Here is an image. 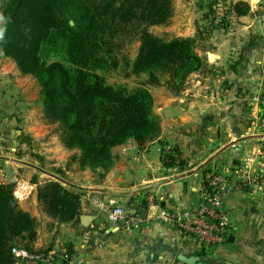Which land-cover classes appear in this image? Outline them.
<instances>
[{
  "label": "crops",
  "instance_id": "obj_1",
  "mask_svg": "<svg viewBox=\"0 0 264 264\" xmlns=\"http://www.w3.org/2000/svg\"><path fill=\"white\" fill-rule=\"evenodd\" d=\"M263 15L264 0H173L168 29L195 39L202 65L181 87L151 91L159 136L144 145L130 139L113 147V165L103 178L71 159L78 150L67 149L50 133L42 107L36 106V80L0 52V182H12L15 175L37 183L59 179L81 192L78 220L59 223L42 211L33 183L32 194L19 205L37 221L35 250L55 251L66 241L84 264H189L181 258L190 256L202 264L222 257L234 264L241 254L255 258L243 264H264V185L240 178L245 156L264 172L259 121L264 110ZM212 164L230 178L225 204L233 229L224 244L202 258L194 240L161 222L158 214L173 206L196 207L203 173ZM93 195L139 217L146 209V217L131 232L113 228L106 212L92 203ZM249 242H255L253 250L229 248Z\"/></svg>",
  "mask_w": 264,
  "mask_h": 264
},
{
  "label": "trees",
  "instance_id": "obj_2",
  "mask_svg": "<svg viewBox=\"0 0 264 264\" xmlns=\"http://www.w3.org/2000/svg\"><path fill=\"white\" fill-rule=\"evenodd\" d=\"M172 14L173 0H0L1 52L36 80L44 120L57 125L64 147L78 150L71 159L99 178L113 165V147L159 136L146 84L159 85L165 77L167 86L181 87L202 65L194 38L150 32ZM134 41L139 45L130 60L125 50ZM117 69L147 79L131 88L108 83L103 73ZM13 187L0 182V264H15L13 247L37 251V221L14 199ZM80 196L59 179L37 183L42 211L59 223L78 220ZM66 248L67 264L73 250Z\"/></svg>",
  "mask_w": 264,
  "mask_h": 264
},
{
  "label": "built area",
  "instance_id": "obj_3",
  "mask_svg": "<svg viewBox=\"0 0 264 264\" xmlns=\"http://www.w3.org/2000/svg\"><path fill=\"white\" fill-rule=\"evenodd\" d=\"M264 22V15L261 16ZM264 101V100H263ZM264 128V110L259 118ZM240 178L242 183L252 186L264 185V172L254 169L253 160L249 156L243 158ZM13 197L19 203L26 200L33 192L35 185L21 177H13ZM230 191V178L218 166L212 164L203 173V182L199 190V200L196 207L184 208L173 206L161 209L158 218L161 222L175 226L178 233L191 238L199 256H207L216 247L224 244L233 229V222L225 199ZM92 203L106 212V220L116 229L131 232L140 221L139 212L129 213L122 206L113 203L106 204L97 195L91 196ZM153 201L148 200L147 205ZM11 254L15 264H58L57 252L28 251L13 247ZM67 264H84L83 259L72 254Z\"/></svg>",
  "mask_w": 264,
  "mask_h": 264
},
{
  "label": "rangeland",
  "instance_id": "obj_4",
  "mask_svg": "<svg viewBox=\"0 0 264 264\" xmlns=\"http://www.w3.org/2000/svg\"><path fill=\"white\" fill-rule=\"evenodd\" d=\"M168 26H169V22L166 24L152 25L149 27V30L151 33H153L156 36L162 37L164 39H170L172 37H175V35L168 29ZM138 45H139V42L134 41L127 46V48L125 50V52H126L125 54L127 55V57L130 60H132L135 57L137 49H138ZM0 52H1V50H0ZM1 57H6V56H4V54L1 52ZM103 74H104L106 81L108 83L122 84V85H126L129 88L137 86L139 84H142L147 79V74H145V73H141L139 75L128 74L125 71H123L122 69L110 70L108 72H104ZM30 77H32V76H30ZM31 81H33V79H30L29 83ZM160 86H167L165 84V77H162L161 83L159 85L146 84V87L150 90V92L152 90H154L155 88L160 87ZM36 106L38 108H39V106L42 107L41 99H39L38 102H36ZM50 126H51L49 128L51 130L50 133L58 136L57 125L56 124H50ZM33 147H34L33 144L29 145L30 149H33ZM31 155L37 156V154L34 152H31ZM38 163H39V165H41V167L43 169L48 170V167L46 164H41L42 162H38ZM9 183H11V182H9ZM53 244H54V241L52 242V246H53ZM67 244L68 243H66V241H65L61 247H58L59 249H55V251L57 252L58 264H66L64 252H66V250H67V248H66ZM250 244H251V242H249V244L247 246H245V245L243 246L242 244L239 243V244H235L234 246H230L229 248L234 249L236 251H239L240 249H245V248H247V249L250 248L253 250L255 248L254 247L255 242L252 243V246H250ZM40 252H48V249L42 250ZM202 258H207V256L206 257L203 256ZM254 259H255L254 257H250V255H248V254H241L235 258L234 264H240V263L243 264V262H245V261H254ZM224 260H225L224 257H222V259H219V260L215 259L213 264H225ZM226 264H230V262H227Z\"/></svg>",
  "mask_w": 264,
  "mask_h": 264
},
{
  "label": "water",
  "instance_id": "obj_5",
  "mask_svg": "<svg viewBox=\"0 0 264 264\" xmlns=\"http://www.w3.org/2000/svg\"><path fill=\"white\" fill-rule=\"evenodd\" d=\"M254 1H258V0H254ZM69 23L72 25L73 21L70 20ZM146 213H147V210L143 209L142 212H141L140 218L141 219H145ZM181 259L184 260L185 262L189 263V264H202L199 261V257H197V256L182 257Z\"/></svg>",
  "mask_w": 264,
  "mask_h": 264
},
{
  "label": "clouds",
  "instance_id": "obj_6",
  "mask_svg": "<svg viewBox=\"0 0 264 264\" xmlns=\"http://www.w3.org/2000/svg\"><path fill=\"white\" fill-rule=\"evenodd\" d=\"M4 17L2 15H0V21H3ZM4 36V29L0 28V39H2Z\"/></svg>",
  "mask_w": 264,
  "mask_h": 264
}]
</instances>
